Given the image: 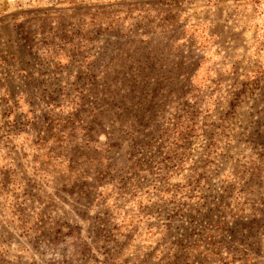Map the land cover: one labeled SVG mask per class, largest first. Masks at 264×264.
<instances>
[{"label":"rangeland","instance_id":"1","mask_svg":"<svg viewBox=\"0 0 264 264\" xmlns=\"http://www.w3.org/2000/svg\"><path fill=\"white\" fill-rule=\"evenodd\" d=\"M252 7L0 0V264H264Z\"/></svg>","mask_w":264,"mask_h":264},{"label":"crops","instance_id":"2","mask_svg":"<svg viewBox=\"0 0 264 264\" xmlns=\"http://www.w3.org/2000/svg\"><path fill=\"white\" fill-rule=\"evenodd\" d=\"M245 1H247L249 4L252 3L253 5H255V7H252L253 11H251V14L254 13H259V15L264 14V0H245Z\"/></svg>","mask_w":264,"mask_h":264}]
</instances>
